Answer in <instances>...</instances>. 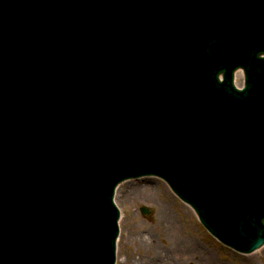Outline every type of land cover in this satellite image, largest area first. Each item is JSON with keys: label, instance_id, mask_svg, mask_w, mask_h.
<instances>
[{"label": "water", "instance_id": "95a60500", "mask_svg": "<svg viewBox=\"0 0 264 264\" xmlns=\"http://www.w3.org/2000/svg\"><path fill=\"white\" fill-rule=\"evenodd\" d=\"M148 175L264 244V0H0V264H115Z\"/></svg>", "mask_w": 264, "mask_h": 264}, {"label": "rangeland", "instance_id": "374dc122", "mask_svg": "<svg viewBox=\"0 0 264 264\" xmlns=\"http://www.w3.org/2000/svg\"><path fill=\"white\" fill-rule=\"evenodd\" d=\"M140 179L132 181L139 183L137 185L141 187L146 185L142 182L143 179H151L148 192L145 193L139 186H130L124 190L117 189V186L115 190L114 202L120 212L116 264H199L200 256L196 251L210 256L216 264H264V245L252 253V261L245 260L246 254L237 253L214 240L199 223L194 212L170 191L162 179ZM143 207L148 208V214L140 212ZM159 208L165 209V213L170 214L175 224L171 235L175 234L184 241L181 250L178 249L179 257L174 248L166 244L167 241L170 242L168 238L171 235L168 234L170 230L162 229L158 224ZM191 241L198 246L195 248L196 254L188 252ZM159 252H162L164 261L157 259ZM146 253L147 257H143ZM121 260L125 262L121 263Z\"/></svg>", "mask_w": 264, "mask_h": 264}, {"label": "bare ground", "instance_id": "6f19581e", "mask_svg": "<svg viewBox=\"0 0 264 264\" xmlns=\"http://www.w3.org/2000/svg\"><path fill=\"white\" fill-rule=\"evenodd\" d=\"M143 177L144 176H141V177H138L136 179H138V181H139V179L143 178ZM136 179L133 178V179H129V180H125V181L121 182L117 189L120 188L119 190H121V189L124 190L126 188H130V186H139V185H137L139 183H133L134 181H132V180H136ZM143 180L144 181H142V182H145L144 184H146V185H141V187L139 186V188H143V191L146 193V192H148L150 190L149 187H150L151 179H143ZM186 206H187L188 209L191 208V207H189V205H186ZM159 216L160 217H159V220H158V224L162 227V229L163 228H167L168 230H170L169 233H168L169 236H170L171 234H173L174 227H175V224L172 222V218H171L170 214L165 213V209L159 208ZM165 222H166V224H165ZM118 237H119V235H118ZM168 240L170 242L167 241L166 244L169 245L170 248H174V252H176V255L179 257L180 254L178 253V249L181 250V247H183L181 245H183L184 241L180 237L176 236L175 234H174V236L171 235L168 238ZM145 243H146V240H145ZM195 248H198V246L193 241H191L190 245L188 247V252L189 253H195V251H196ZM191 251H193V252H191ZM196 253L199 254V256H200L199 257L200 259L198 260L199 264H216V263L213 262V260L210 258V256L204 255L203 253H200L199 251H196ZM161 254H162V252L158 253L157 259L160 260V261H164V257H161ZM145 255L146 256H143V257H147V253ZM172 257H174V256H170V258H172ZM190 257L192 258V254H190ZM187 259H188V257H187ZM244 259L252 261L254 259V255L252 253H250L249 255L246 254ZM122 262H125V260H121V263Z\"/></svg>", "mask_w": 264, "mask_h": 264}]
</instances>
